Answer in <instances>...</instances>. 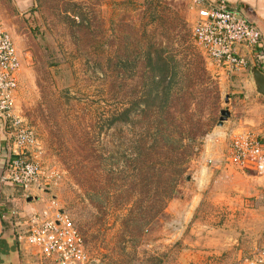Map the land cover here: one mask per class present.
I'll return each mask as SVG.
<instances>
[{"label": "rangeland", "instance_id": "obj_1", "mask_svg": "<svg viewBox=\"0 0 264 264\" xmlns=\"http://www.w3.org/2000/svg\"><path fill=\"white\" fill-rule=\"evenodd\" d=\"M28 1L0 0L16 113L35 134V190L73 219L90 264H235L263 246L262 186L228 145L240 131L264 143V95L195 40L197 0Z\"/></svg>", "mask_w": 264, "mask_h": 264}, {"label": "built area", "instance_id": "obj_2", "mask_svg": "<svg viewBox=\"0 0 264 264\" xmlns=\"http://www.w3.org/2000/svg\"><path fill=\"white\" fill-rule=\"evenodd\" d=\"M200 5L193 35L214 63L234 75L249 66L248 54L264 57V38L255 23L228 0H197ZM21 59L11 33L0 21V126L7 137L8 156L0 174L1 185H12L26 195L44 190V172L32 152L36 139L32 128L16 113ZM228 159L243 169L253 168L264 179V143L251 131L229 137ZM264 199V184L262 186ZM17 215L14 225L20 242L35 248L53 264H90L84 237L56 199L42 211ZM235 264H264V245Z\"/></svg>", "mask_w": 264, "mask_h": 264}, {"label": "crops", "instance_id": "obj_3", "mask_svg": "<svg viewBox=\"0 0 264 264\" xmlns=\"http://www.w3.org/2000/svg\"><path fill=\"white\" fill-rule=\"evenodd\" d=\"M18 1L20 4L24 5L26 2H29L28 0ZM228 1L231 7L239 9L245 17L257 25L264 38V0ZM248 56L250 58L249 66L246 70H242L231 76L232 82H237V87L245 88L249 93H258L252 79L251 67L256 64L262 72H264V57L259 58L258 55L251 54H248ZM245 73H249L251 77L248 78V75L246 76ZM3 134L5 133L0 128V147L7 146V138L6 136H3ZM241 170L244 173L249 170L254 171L253 168H242ZM249 175L252 176L250 179L257 182L260 186H263L264 179L255 174ZM6 188V185H0V264H53L50 260L44 259L37 249L18 240L16 229L14 227L15 217H5L6 214L8 215V212L4 205L7 198H10L11 200L14 199V202L17 203L21 212L30 214L33 211H42L45 208L47 201L52 198L46 200L42 197L43 195H39L41 194V190H34L30 195H26L22 190H18L16 191L17 195H14L11 190L9 192L6 191ZM260 195L264 203L262 191Z\"/></svg>", "mask_w": 264, "mask_h": 264}, {"label": "water", "instance_id": "obj_4", "mask_svg": "<svg viewBox=\"0 0 264 264\" xmlns=\"http://www.w3.org/2000/svg\"><path fill=\"white\" fill-rule=\"evenodd\" d=\"M251 75L257 91L264 95V72H262L256 64H254L251 67ZM229 116L230 112L228 110H223L221 118L222 121L220 123H223V120L227 119Z\"/></svg>", "mask_w": 264, "mask_h": 264}, {"label": "trees", "instance_id": "obj_5", "mask_svg": "<svg viewBox=\"0 0 264 264\" xmlns=\"http://www.w3.org/2000/svg\"><path fill=\"white\" fill-rule=\"evenodd\" d=\"M158 60L161 61V59H158ZM162 61H163V60H162ZM162 61H161V62H162ZM161 65H162V66H161V70H162V71H163V70L166 71V69H165L164 67L167 66V63L163 62V63H161ZM164 71H163V72H164ZM167 71H168V70H167Z\"/></svg>", "mask_w": 264, "mask_h": 264}]
</instances>
